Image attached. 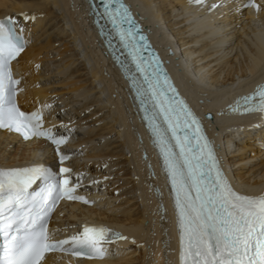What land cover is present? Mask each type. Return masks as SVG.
Here are the masks:
<instances>
[{"label": "bare ground", "instance_id": "obj_1", "mask_svg": "<svg viewBox=\"0 0 264 264\" xmlns=\"http://www.w3.org/2000/svg\"><path fill=\"white\" fill-rule=\"evenodd\" d=\"M130 1L148 17L154 35L176 50L171 58L189 94L197 101L204 99L203 109L214 112L210 120L213 133L221 144L228 139L225 161L242 190H264L263 159L256 172L253 169L246 174L234 167L239 164L235 159L237 151L245 149L248 142L264 146V114L247 117L218 114L220 103L233 93L248 89L264 75V26L257 25L262 22L264 6L259 12L251 10L241 17L225 10V17L220 19L190 8L187 0ZM90 12L87 0H0V17H20L30 38L31 45L15 62L24 76L19 100L30 109L45 106L50 117H55L58 112L55 104H59V110L64 109L65 115L78 124L77 128L84 130L83 137L89 146L85 159L92 173L102 180L103 197L97 205H75L74 209L83 219L124 232V237L114 242L104 258L83 260L51 255L41 264H174L178 235L167 187L162 183L161 169L155 164L148 135L132 105L126 83L104 55ZM22 14L35 18L25 19ZM198 16L201 20L196 22ZM204 26L211 27L204 30ZM57 81L63 86L60 91L56 89ZM248 117L251 119L244 120ZM40 150L45 155L49 147L39 141L23 143L16 135L0 132V164L23 165L38 160ZM144 150L149 153L146 159L142 157ZM117 154L126 155V160L117 161ZM149 164L154 166V176ZM124 171L133 177L125 183H132L127 190L117 184ZM156 184L161 193L154 190ZM126 196L142 201V209L122 210L129 202ZM161 200L164 211L159 206ZM147 221L150 225L148 222L146 226ZM131 236L144 241L137 262L129 256Z\"/></svg>", "mask_w": 264, "mask_h": 264}, {"label": "snow or ice", "instance_id": "obj_2", "mask_svg": "<svg viewBox=\"0 0 264 264\" xmlns=\"http://www.w3.org/2000/svg\"><path fill=\"white\" fill-rule=\"evenodd\" d=\"M112 3L113 0H108L105 11L116 22L118 10L111 8ZM22 15L25 19L35 18ZM15 25L14 19L0 20V127L15 128L26 137L29 134L43 136L46 133L41 131V114L26 115L14 100L12 86L19 81L12 77L11 61L27 43L17 33ZM149 91L179 147V153L172 151L159 129H153L159 136L165 165L176 191L181 264H264V196L237 194L223 176L207 141L201 146L204 137H194L199 147L197 153L191 146L192 138L187 133L178 134V129L193 125L195 132L200 133L193 113L183 102L173 104L163 94L159 81H149ZM256 96L260 97L259 101L247 110L264 111V86L246 99L252 101ZM54 142L60 144L64 140ZM42 177L48 179V170L42 166L0 170V236L4 239L0 264H40L46 253L56 250H70L75 255L93 252L103 255L98 243L110 230L102 226L85 225L81 234L71 237L69 249L63 248L69 240L50 239L47 219L60 196L84 198L73 197L74 189H61L55 183L31 196L28 188ZM63 183L67 185L68 181Z\"/></svg>", "mask_w": 264, "mask_h": 264}, {"label": "rangeland", "instance_id": "obj_3", "mask_svg": "<svg viewBox=\"0 0 264 264\" xmlns=\"http://www.w3.org/2000/svg\"><path fill=\"white\" fill-rule=\"evenodd\" d=\"M264 3V2H263ZM264 6V5H263ZM68 12L70 13L71 11L69 10V8H68ZM264 14V13H263ZM262 14V12H260V14L259 15H263ZM225 16H222L220 19H222V18H224ZM262 18V19H261ZM260 19V21H262L263 22V20H264V15H263V17H261ZM244 19H245V17H244ZM260 21H258V22H260ZM262 22H260V23H262ZM260 23H257V25H258V27H261V28H263V23L262 24H260ZM244 24L245 23H242V26H244ZM260 24V25H259ZM241 30H243L242 28H240ZM240 30V31H241ZM43 42V41H42ZM42 42H40L39 43V45L42 43ZM43 43H45V42H43ZM31 45V44H30ZM32 62H33V59H32ZM24 63H26V59H24ZM102 72H103V69H102ZM56 84H57V86H56V89L57 90H62L63 89V86L60 84V82L59 81H57L56 82ZM237 86V85H236ZM211 102V101H210ZM249 119H251V118H244V120H249ZM91 121L89 122V124H88V127L87 128H89L90 126L89 125H91ZM244 132V131H243ZM249 143V142H248ZM246 144V143H244V144H246L245 145V149H239V151H237V156H235V159H236V161H237V163H239V164H236L234 167H235V169H239L240 171H243L244 173H246V174H248L249 173V171H251V170H253V171H257V169H258V166H259V164H260V162L262 161V159L264 160V154H263V151H264V146H256L257 144H255V142L253 143V142H251L250 144ZM254 144V145H253ZM250 145H252V146H250ZM128 151H129V149H127L126 150V152L128 153ZM237 157V158H236ZM115 159L118 161H120V160H126V155L125 156H122V155H115ZM246 163V164H244V162ZM242 162H243V164H242ZM257 167V168H256ZM256 168V169H255ZM253 171H251V172H253ZM136 178V177H135ZM131 180H133V177L130 175V174H128L127 173V171H124L122 174H121V176H119V181L117 182V184L119 185L118 187H121V189L122 190H127V188H129L131 185H132V183H128V184H126L125 185V183L126 182H129V181H131ZM137 180H139V177L138 178H136V181ZM123 186V187H122ZM117 187V188H118ZM126 188V189H125ZM121 189H119V190H121ZM120 192V191H119ZM118 192V193H119ZM155 195V192L154 191H152V196H154ZM131 196H126L125 197V199H129V202H127V203H125L124 205H123V207H121L122 208V210L124 209H128V210H132V211H138L139 209H142V201H138L137 199H132V198H130ZM123 200L124 199H122V202H123ZM140 203V207H139V204ZM138 209V210H137ZM148 209V208H147ZM148 222L149 221H147V223L145 224L146 226H147V224H148ZM162 223V222H161ZM161 223H160V225H161ZM149 225H150V222H149ZM153 225V224H152ZM145 229H147V227H145ZM128 240L129 241H131V244H129L130 246H131V248H132V250L130 251V257H135V258H133L134 259V261H136L137 262V256H139L140 254H141V252L143 251V248H144V245H143V239L142 238H137L136 236H131V237H128ZM142 242V243H141ZM124 246V245H123ZM134 248V249H133ZM132 254H133V256H132ZM127 257V255H126V258H130V257ZM120 258V257H119ZM131 259V258H130ZM132 259V260H133ZM128 260V259H127Z\"/></svg>", "mask_w": 264, "mask_h": 264}]
</instances>
